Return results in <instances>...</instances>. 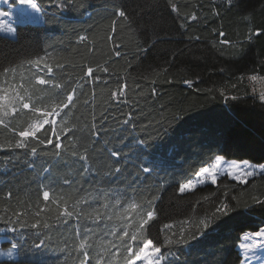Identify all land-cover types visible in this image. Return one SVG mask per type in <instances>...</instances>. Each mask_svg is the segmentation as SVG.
<instances>
[{
    "label": "trees",
    "instance_id": "trees-1",
    "mask_svg": "<svg viewBox=\"0 0 264 264\" xmlns=\"http://www.w3.org/2000/svg\"><path fill=\"white\" fill-rule=\"evenodd\" d=\"M37 2L44 10L43 24L18 25L15 38L0 34V87L13 74L4 68L18 72L28 61L45 58L52 67L47 75L52 93L41 106L46 110L53 100L59 104L75 88V107L69 105L60 117L70 113L65 127H76L61 133L69 151L56 156L55 137L52 145L11 146L18 139L11 129H25L27 117L8 116V126L0 125V232L18 245L19 253L0 264H81L77 233L95 232L108 221L116 209L113 195L121 206L137 203L135 211L143 218L154 210L144 235L161 246L162 264H240L242 235L264 226V204L253 202L254 197L264 201V175L247 183L222 177L186 193L179 187L217 157L264 164V101L250 80L253 74L264 76V0H232L231 5L227 0H173L176 11L167 0H123L130 23L117 20L114 34V0ZM221 32L229 44L220 42ZM81 35L88 40L79 41ZM87 67L93 68L91 78L84 77ZM11 79V85H19L16 77ZM50 128L46 125L39 139L46 140ZM114 151L120 155L111 156ZM81 154L89 157L86 172ZM141 165L152 170L145 173ZM114 168L121 171H110ZM48 189L71 193L69 211L76 199L87 198L77 208L82 214L58 218L53 194L47 202L42 199ZM221 204L229 205L227 215L216 212ZM41 207L45 211L37 217ZM14 212L23 215L18 220ZM181 236V243L165 242ZM139 244L138 239L133 247ZM89 256L94 260L93 250ZM123 257L121 248L117 264H125Z\"/></svg>",
    "mask_w": 264,
    "mask_h": 264
},
{
    "label": "snow or ice",
    "instance_id": "snow-or-ice-1",
    "mask_svg": "<svg viewBox=\"0 0 264 264\" xmlns=\"http://www.w3.org/2000/svg\"><path fill=\"white\" fill-rule=\"evenodd\" d=\"M229 5H231L232 0H227ZM123 3V0H114L112 12L115 17L112 22V28L111 32L114 34L116 32V22L117 20H121L122 18V24H128L130 23V12L126 11L124 7L121 6ZM167 3H169L172 7L173 11H176V4L173 3V0H167ZM15 4L19 5V15L17 17V23L19 25H24L27 23H34V22H43L42 17H40V7L37 2V0H15ZM0 15H9V13H0ZM192 20L196 19L195 14L191 16ZM0 31H3L8 34L15 35L17 34V28L12 26V24H9L5 21H0ZM259 33H257L258 35ZM224 33L221 32V43L222 44H229V41L223 39ZM111 39V36L108 37ZM250 38V37H249ZM198 40L199 37H196ZM88 37L81 35L79 36V41L84 42L87 41ZM115 56L119 57L121 53L119 51H116ZM43 57H40L36 60L28 61L27 63L30 65H35L36 70L40 72H47L49 76H51L52 73V67L46 63L41 64V61H43ZM57 67H60V65H57ZM3 71L5 74H7L9 71L15 72V68H4ZM102 71L107 73L109 69L107 67H103ZM93 75V68L87 67L86 71L84 73V77L91 78ZM83 79V78H82ZM98 80L99 77H96ZM250 80L255 81H264V76H257L255 74L250 76ZM31 84V81L29 82ZM36 83L40 85H51L52 81L45 80L43 78L37 77ZM185 83H191V81H185ZM53 87H60V85H52ZM20 87H23L21 84ZM80 88L83 87V85H79ZM124 85H121V91L119 93L120 96L124 95L123 91ZM255 92V88L253 89ZM0 125H4L7 127L8 125L5 124V118L8 117L11 114H14L17 112V106H19L20 110H27L31 109V111L34 114H38L40 119H37L33 122H31L25 129L16 131L15 128H12L14 135L18 137L16 139L14 145H11L16 148L20 149H28L30 146L31 141H36V143L41 145H52L53 144V137L56 139V143L54 147L57 149V151L54 153L56 156H61L62 152H68L69 148L62 145L60 142L61 140V133L66 134L70 130L74 129L76 126L75 124L70 125L69 127H65V125L68 123L67 117L70 114H65L64 117L61 118V123L59 124V132L57 131V118L60 117L61 112L68 108L69 105H71L73 108L75 107L74 103V95L76 93V89L73 88L70 94H67L66 97L60 101L59 104L56 103L55 100L52 101L51 105L47 110H41L39 108H32L30 103L25 102V98L31 99V96L29 95V91L27 88L24 89V94L21 95L18 90L13 89L12 93H8L7 88L0 87ZM116 93L113 92L112 96L113 98L116 97ZM232 99H236V97H232ZM259 99L261 101H264V90H261L259 92ZM127 123V121H125ZM46 125H51L50 128V134L48 138L45 139H39L38 133L45 128ZM94 127V125H93ZM143 143V142H141ZM70 146L72 149H75L76 147V141L72 140L70 141ZM85 151H87V148H85ZM30 154L35 156L38 154L37 146L33 145L30 147ZM73 156L78 155L76 151H71L70 153ZM120 153L118 152H112L111 156L118 157ZM79 159L81 161H84V165L82 166V171H88L87 166V160L89 157L87 155H79ZM225 161L223 157H217L215 160V163L212 167H203L200 171H198L195 174L194 180H189L188 182H185L179 187V192L184 193L185 191H193L198 184H202L206 182V178L210 179V182L213 184L217 183L218 179V173L219 169L222 164H224ZM141 170L145 173L150 172L152 169L149 167H144L143 165L140 166ZM259 167V174L264 175V165H260ZM112 172H120V168H114L111 169ZM226 173L228 175H231L233 179L239 180L241 183H247L249 177H253L257 174V166L252 165L247 160H243L239 163L233 161L227 164ZM65 184L71 188V181L65 180ZM45 188H48V186H45ZM50 193H52V199L51 203L57 206L58 210V218L64 217L69 218L73 216L74 213L77 215H81L82 213L77 212V208L81 203H87V198L80 197L79 199H76L74 203H72V211H69L68 204L69 200L73 199L70 192H62L59 194H55V190L48 189L42 191V199L43 201H49L50 199ZM9 197H11V193L8 194ZM105 196H107V193H104ZM95 198V197H93ZM254 203L264 204V201L259 200L258 198H253ZM121 200L119 198H116L114 200V206L120 205ZM148 204L151 205V201H148ZM105 208L108 207L107 204L104 205ZM139 207V205L135 202L129 203L127 207L124 208L123 212L116 215V219H119L121 221L128 220V212L129 209L135 210ZM229 205L228 204H221L217 209V213H222L224 215H227L229 212ZM45 211V208L41 207L38 211L35 212V215L39 217L42 212ZM92 214L96 216L97 219L100 218L99 210L98 209H92ZM14 215L17 216V219L19 220L20 217L23 215L22 212H14ZM144 213L140 212L137 213L136 217V230L132 233V235L129 237V240L131 242L117 245L112 240H104L103 237L99 238V240H93V236L95 235V232L93 229H85L83 233H77L78 237V244H77V250L82 254L83 260L82 264H88V261L90 259L89 251L95 250V260L96 264H105L107 260V264H113V262L117 259V256L120 253L121 248L124 249V262L125 264H137V262H141V264H161V246H159L155 240L156 238H145V225L148 224L150 220L154 218V210L153 211H147L146 212V218L144 217ZM113 217L109 216L108 219L111 220ZM39 226V222H37V225ZM47 226V225H45ZM203 226L205 228L208 227L207 223H204ZM123 232L121 236H117L118 229H112L108 232V235L116 237L117 240H123L124 237L129 236L128 229L131 227V222L124 223L122 225ZM171 227L170 225H164V229H168ZM252 237L255 238H264V231H257L252 234L251 237L245 236V240H249ZM140 240V244L137 247H133V244ZM184 241V237L181 236L180 239L173 241L170 238H166L165 242L168 244L172 243H181ZM257 246V242L255 239L252 240L251 243H242L240 247L245 250V252L252 251ZM18 248L17 244L12 245V249L5 252V255L12 256L13 250H16ZM113 249H116V251H112ZM16 255H19L18 251L15 253ZM14 264H21L20 261L14 262ZM221 264H223V261H221ZM241 264H243V261H241Z\"/></svg>",
    "mask_w": 264,
    "mask_h": 264
},
{
    "label": "rangeland",
    "instance_id": "rangeland-1",
    "mask_svg": "<svg viewBox=\"0 0 264 264\" xmlns=\"http://www.w3.org/2000/svg\"><path fill=\"white\" fill-rule=\"evenodd\" d=\"M40 7V5H39ZM0 13H9V15H0V21H5L9 24H12V26L17 27L19 24L17 23V17L19 15V5L15 4V0H0ZM44 10L40 7V17H42V21H44ZM43 22H34L31 24H42ZM0 34L10 37V38H15V35L12 34H8L5 33L3 31H0ZM46 63L45 58L43 59V61H41V64ZM47 64V63H46ZM47 75L48 73L45 72H40L36 70V66L35 65H27L25 67H23L20 71L18 72H14L11 76L9 80H5V83L1 86L3 88H7L8 89V93L11 94L13 89L18 90L20 92V94H24V89L27 88L28 91L31 93H33L34 95L32 96L31 99H28L27 97L25 98V102L30 103L32 108H39L41 110H45V108H43L42 105V101L45 99H47L48 95L52 93L51 91V85H42V89L40 84L36 83V78L40 77L43 78L45 80H47ZM258 77L260 75H257ZM17 78V83L19 85L13 86L10 84L11 82V78ZM31 81V84L29 83ZM253 88H255V92L256 94L259 96V92L261 90H264V81H251ZM23 85V87H20V85ZM48 86V87H47ZM50 89V90H49ZM3 94V93H0ZM30 110V114L28 115V112L26 113L25 110H20L19 106H17V112L14 114H11L9 116H13V115H17L18 119L21 121L23 119V117H27L29 119L28 124L25 126V128L33 121L40 119L38 114H34L31 109H27ZM47 110V109H46ZM60 121V122H59ZM61 123V117L57 118V124ZM224 158V157H223ZM225 159V158H224ZM216 160V159H215ZM215 160L208 165L207 167H212L215 163ZM227 160V162H225L224 164L221 165L220 169H219V173H218V179L222 178V177H228L231 180H234L236 182H240L239 180L233 179V177L231 175H228L226 173V168H227V164L230 162H241L240 160H229V159H225ZM243 161V160H242ZM250 164L257 166V174L254 175L258 176L259 174V167L260 165H264V164H257V163H253L250 162ZM253 177H249V179L253 178ZM195 177L192 179L194 180ZM217 179V181H218ZM206 184H213L210 182V179L206 178V182L202 183V184H198L196 186V188H198L199 186H203ZM195 188V189H196ZM189 192V191H185L184 193ZM114 200L116 198L115 195H113ZM129 204V203H128ZM127 204V205H128ZM127 205L125 206H121V205H115L116 209H113L110 213L109 216H112L113 218L111 220L108 219V221L103 224V225H99L97 227V230L95 231V235H98V237H103L104 240H112L114 241L118 246L122 245V244H126L129 243V237H124L123 240H117L116 237L110 236L108 235V232L112 229H118L117 231V236H121L122 232H123V227L122 225L124 223L127 222H131V227H129L128 232L130 230H132V232H134L136 230V227H133V223L135 222V213H140V211H135V210H131L129 209V212L127 214L128 216V220L126 221H121L119 219H116V215L123 212L124 208L127 207ZM136 213V214H137ZM108 216V217H109ZM259 231H264V226L259 230ZM255 232H246L243 234L241 242L238 244V249L240 251V254L242 255V261L243 264H264V238H255L252 237L249 240H245L244 237L245 236H249L251 237L252 234ZM255 239L257 242V246L250 252H245L244 249H242L240 247V245L242 243H251L252 240ZM129 240V241H128ZM9 242V243H8ZM15 244L13 241H11V239L7 236L6 232H0V260H16L18 258V255H16L15 253L17 252L16 250H13V255L12 256H7L5 255V252L8 250L12 249V245ZM94 251V257L96 255V251ZM112 251H116V249H113ZM121 251V250H120ZM120 253L117 256V259L113 262V264H117L120 261ZM163 263L162 260V255H161V264ZM82 264V263H81ZM88 264H96V260L94 258V260H89ZM105 264H107V260L105 262ZM137 264H141V262H137ZM241 264V263H240Z\"/></svg>",
    "mask_w": 264,
    "mask_h": 264
},
{
    "label": "bare ground",
    "instance_id": "bare-ground-1",
    "mask_svg": "<svg viewBox=\"0 0 264 264\" xmlns=\"http://www.w3.org/2000/svg\"><path fill=\"white\" fill-rule=\"evenodd\" d=\"M224 159V158H223ZM225 162H227V160L224 159Z\"/></svg>",
    "mask_w": 264,
    "mask_h": 264
}]
</instances>
